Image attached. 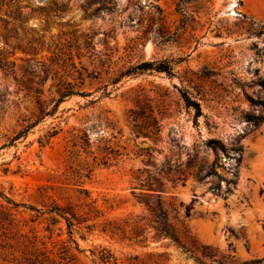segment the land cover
<instances>
[{"label":"rangeland","instance_id":"rangeland-1","mask_svg":"<svg viewBox=\"0 0 264 264\" xmlns=\"http://www.w3.org/2000/svg\"><path fill=\"white\" fill-rule=\"evenodd\" d=\"M17 1L0 7L15 68L0 69V191L96 220L75 237L78 264H264V107L250 102H264V0H202L184 27L181 0ZM214 170L232 183L216 189ZM0 204L14 218L0 264L21 261L24 233L59 252L62 225Z\"/></svg>","mask_w":264,"mask_h":264},{"label":"trees","instance_id":"trees-1","mask_svg":"<svg viewBox=\"0 0 264 264\" xmlns=\"http://www.w3.org/2000/svg\"><path fill=\"white\" fill-rule=\"evenodd\" d=\"M200 1L202 0H181L177 4L176 11L184 18L182 21V27L186 26L187 20L193 17L194 11L190 10V5L199 4ZM206 2H209V0H206ZM4 4L19 6L17 0H0V7H2ZM0 69L4 70L6 73L10 75L15 74V68L13 62H11L7 56H4L1 53H0ZM135 69L141 72L155 71L158 73H166L168 75H172L173 73L171 64L168 62H160L159 64H156L155 62H144L138 65ZM123 76H125V72L123 73ZM76 94H77L76 92L63 94L61 98L56 102L54 106V110L58 109V107L64 101L65 98ZM182 97L184 98L185 103L188 107H194L196 111V118L200 117L202 115L200 106H198L197 104H192V102H190L189 98L185 94L182 95ZM250 102L253 105H262L264 107V102H257L253 99H250ZM247 119L249 122H253L255 125H258L261 121H263L262 117L247 116ZM210 145L214 147L217 155L220 149L221 151L225 150L224 146L221 145L220 142L218 141L212 140L210 141ZM213 174L218 178L215 188L220 190L221 181H227V180L222 178L216 172V170H214ZM76 177L82 179L83 175L78 174ZM79 183L81 184V190H80L81 193L84 194L85 197L88 199L89 192L85 190L84 187H82V182ZM227 183H232V182L227 181ZM0 199L3 200L7 205L11 206V208L13 209L24 207L25 209L34 212L36 216L34 219L31 220L33 223L36 222L38 219L45 217V221H47L45 230L47 232H54L55 227L62 225L63 227L58 229L61 232L58 234V237H61L64 234L66 235V240L60 241L62 247L59 249V252L55 254L53 250H49L45 245V243L39 241L38 238L37 240L33 241L34 238L33 239L29 238L28 234L25 233L22 234V238L26 239V241L20 244V246L24 247V250L22 252L23 256L20 258L21 261H19L18 264H78L77 256L75 252L81 253L83 251L81 250L75 237L76 235H79L80 238L84 239L85 233H90L92 231H95V228L97 227V222L94 221L96 220H93L90 217L85 216L84 213H82L80 210H77V208L72 207L71 205L62 206L59 205L56 201L52 202L50 207L37 208L35 206H27L25 204H20L18 202H15L13 199L3 194V192L1 191H0ZM0 208H2V204H0ZM149 209L151 215H153L154 217L157 218L165 217L164 213L158 214L156 210H154L153 208H149ZM188 209L190 208L188 207ZM88 212L95 213V215L99 217L98 215L99 212L96 211V209L93 207H89ZM13 226H14L13 214L9 213L8 211L0 210V230L6 231ZM108 226L111 227L110 231L113 234H115L116 231L119 230L118 228H115V226H112V223L105 222L103 223L102 231L106 232ZM157 230L172 238V240H174L180 247H183L181 243V239L178 236H175L174 234H170L169 232L164 230V228L163 229L158 228ZM111 259H113V256L109 252L103 253L100 256V261L103 264L109 263Z\"/></svg>","mask_w":264,"mask_h":264}]
</instances>
